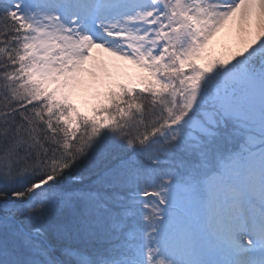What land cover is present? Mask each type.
I'll list each match as a JSON object with an SVG mask.
<instances>
[{
	"label": "snow or ice",
	"instance_id": "snow-or-ice-1",
	"mask_svg": "<svg viewBox=\"0 0 264 264\" xmlns=\"http://www.w3.org/2000/svg\"><path fill=\"white\" fill-rule=\"evenodd\" d=\"M0 264H264V0H0Z\"/></svg>",
	"mask_w": 264,
	"mask_h": 264
},
{
	"label": "rangeland",
	"instance_id": "rangeland-1",
	"mask_svg": "<svg viewBox=\"0 0 264 264\" xmlns=\"http://www.w3.org/2000/svg\"><path fill=\"white\" fill-rule=\"evenodd\" d=\"M217 52L219 53V47L217 48ZM76 103L82 111H87L94 103V99L90 92H82L77 96Z\"/></svg>",
	"mask_w": 264,
	"mask_h": 264
}]
</instances>
